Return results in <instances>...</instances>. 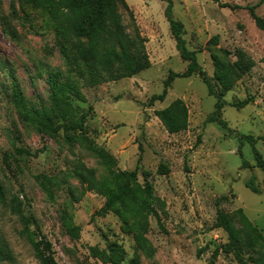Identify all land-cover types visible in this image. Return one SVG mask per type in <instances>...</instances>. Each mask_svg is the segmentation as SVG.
<instances>
[{
    "label": "rangeland",
    "instance_id": "1",
    "mask_svg": "<svg viewBox=\"0 0 264 264\" xmlns=\"http://www.w3.org/2000/svg\"><path fill=\"white\" fill-rule=\"evenodd\" d=\"M172 2L187 47L215 84L223 67H249L233 76L224 96L226 127L214 117L217 100L199 75L176 78L165 101L150 105L169 73L184 72L188 63L171 34L166 2L114 0L109 32L114 38L122 32L148 68L98 84L73 75L85 96L73 103L88 115L86 132L41 135L20 119L13 88L18 85L33 108H48L50 78L60 73L64 80L77 53L71 43L69 57L64 54V38L46 9L28 0H0V182L8 202L19 197L29 228L37 233L38 226L58 264H239L222 249L228 236L216 227L218 209L233 225L245 256L264 264V173L253 145L242 138L256 139L264 158V31L247 9L258 5L264 19V0ZM81 42L89 53L80 66L86 72L97 53L85 38ZM178 99L188 109V126L170 134L155 111ZM247 99L248 105L236 106ZM95 147L112 154L122 184L136 170L138 184L151 186L159 218L150 213L141 224L120 205L100 214L106 198L98 188L115 180ZM20 149L43 151L34 157ZM161 165L167 173H160ZM251 179L260 194L246 186ZM26 226L0 201V240L13 254L0 264H41Z\"/></svg>",
    "mask_w": 264,
    "mask_h": 264
},
{
    "label": "trees",
    "instance_id": "2",
    "mask_svg": "<svg viewBox=\"0 0 264 264\" xmlns=\"http://www.w3.org/2000/svg\"><path fill=\"white\" fill-rule=\"evenodd\" d=\"M167 3L165 8V17L170 24L171 34L176 41L177 50L181 58L188 63L184 72L178 73L171 71L164 82V90L161 94L153 95L150 105L156 101H165L169 88L178 77L189 78L199 75L203 82L208 86L210 95L217 100L215 105L214 117L220 125L224 127L227 123L222 118V109L225 105L224 96L230 90L234 75L241 76L242 72L249 70V67L226 66L222 68V73L218 75V83L215 84L208 76L205 69L199 64L196 51L190 50L183 38V24L174 18L172 0H162ZM218 1V0H216ZM28 3L35 7L46 9L55 21L63 38V52L69 57L67 45L73 43L77 56L70 62V73L64 80H61V74L56 73L49 80L51 89L50 106L39 110L29 105L23 91L18 85H15L12 93V100L17 109L20 119L28 125L35 128L41 135L58 134L60 131L85 133L86 120L88 115L77 108L73 99L85 100L79 83L73 78V75L88 77L93 84L118 80L122 78L133 77L148 68V61L144 56L129 50L127 40L122 32H116V37L109 32L108 21L116 18L114 0H28ZM257 6H250L247 9L255 20L258 28L264 31V19L256 12ZM6 25L9 27L8 21ZM81 38H85L97 53V63L89 66L86 72L80 69L82 64H87L89 53L83 48ZM116 39V40H115ZM217 41V38H215ZM242 56V54H240ZM250 100L236 105L244 107ZM156 116L159 118L165 129L170 134L178 133L188 126L189 112L181 100L174 101L166 108L156 110ZM246 138L254 149V156L257 166L264 173V158L255 147V141L252 136H242ZM45 149V146L44 148ZM43 150H37L32 153L28 150L20 149L19 153L37 157ZM95 151L108 167L109 173L115 185H101L98 190L106 198L105 206L100 210L101 215H105L120 205L124 210L130 212L141 224L147 222V216L153 213L159 218V214L152 207L153 195L151 186L146 184L141 187L137 182V171L126 173V182H120V174L115 169V161L112 154L103 147H95ZM241 157H244L241 154ZM244 164L246 161H243ZM160 173H167L168 168L161 165ZM264 183V180H263ZM246 186L254 193L260 194L261 188L253 179L249 180ZM0 201L9 203L12 212L18 215L26 226L24 232L31 242L36 256L41 264H58L54 255L51 243L44 237L29 228L30 220L24 214L22 202L19 197L14 196L8 202L5 196L2 183L0 182ZM216 227L222 228L227 236L228 242L222 247L225 253H233L239 264L257 263L254 256H245L243 247L239 241L237 233L224 214L222 209H218L216 217ZM116 252L117 249H112ZM218 253L219 250H216ZM12 252L8 246L0 240V262L11 261Z\"/></svg>",
    "mask_w": 264,
    "mask_h": 264
}]
</instances>
